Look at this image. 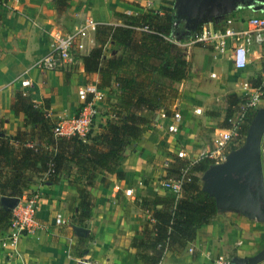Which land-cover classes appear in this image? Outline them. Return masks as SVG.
Instances as JSON below:
<instances>
[{
	"label": "crops",
	"instance_id": "obj_1",
	"mask_svg": "<svg viewBox=\"0 0 264 264\" xmlns=\"http://www.w3.org/2000/svg\"><path fill=\"white\" fill-rule=\"evenodd\" d=\"M54 1L6 0L0 4V135L13 137L18 129L28 133L32 129L31 126H24L22 117L11 109L14 100L12 91L16 84L20 86L22 77L29 78L34 84L31 97L33 102L38 106L48 102V108L44 109V112L53 119L74 115L80 106L78 88L82 84L97 80V75H87L81 64L78 65L76 73L71 72L73 74L61 70L40 73L31 68L35 59L48 51L47 33L52 26L69 27L82 15L92 16L101 23L116 25L121 22L119 13L159 11L161 5V0H70L66 10L57 13ZM262 6L261 3L251 13H261ZM222 9L215 5L197 14H218ZM182 12H178L181 18ZM57 17L59 22L55 21ZM210 26L212 21L208 18L202 27L190 25L187 33ZM109 45L119 48L121 53L119 55L107 52L103 55L105 58H118L126 53V50L116 44ZM204 51L211 57V61L217 59L201 46L193 47L184 53V58L191 64L190 77L182 82L172 83L179 87L182 93L181 102L184 96L181 84L193 80L194 76H191L194 71L199 69L200 72L206 73L214 70V61L208 60ZM260 67L258 53L255 52L245 69L240 72L250 71L254 81H257L255 76L260 72ZM31 71L34 81L33 77L28 75ZM43 81L47 83V87L40 85ZM102 90L108 93L107 89ZM113 96L114 101L110 103L117 100V96ZM142 113L148 117L153 114L160 124H152L154 129L149 130L140 140L127 145L117 163V170L124 173L123 178L110 176L109 184L104 186L98 177L94 186L89 188L94 204L89 211V218L83 219V225L69 224L60 231L58 227L64 223L55 225L54 222L56 213H61L65 222H68V216L64 213L72 210H75L74 214L79 220V198L73 185L64 179L57 184H51L44 180L45 176L41 173L28 175L29 182L23 192L37 190L40 193L37 216L45 227L32 234L23 235L14 242L1 240L0 234V264H145L136 258L137 250L131 247V240L133 237H141L145 220L150 214L135 206L133 201L135 198L157 194L172 196L160 186L161 183H157V179L152 178L161 176L162 170L154 163L149 164V161L154 155L163 160L169 151L174 150L169 144L162 143L159 135L164 133L169 137L174 136L167 135L164 124H161V118L164 117L162 111L143 110ZM213 118L207 116V124L204 125L213 127ZM190 119L193 121L197 117L191 115ZM99 125L101 124H95L94 130H97ZM192 125L187 126L189 128ZM33 129L35 130V127ZM35 135V141L41 143L37 133ZM190 135L189 129L183 131L182 142H188ZM261 147L263 154L264 135ZM126 189H131L130 195L125 194ZM243 216L237 212H217L207 224L197 230L195 239L186 245L180 255L166 252L159 264H213L218 257L230 260L234 256L248 257L256 254L261 250L260 237H264V230L260 233L254 232L253 221L264 222ZM77 227L85 228L86 233L77 235ZM260 264H264V261Z\"/></svg>",
	"mask_w": 264,
	"mask_h": 264
},
{
	"label": "trees",
	"instance_id": "obj_2",
	"mask_svg": "<svg viewBox=\"0 0 264 264\" xmlns=\"http://www.w3.org/2000/svg\"><path fill=\"white\" fill-rule=\"evenodd\" d=\"M5 1L0 0V4ZM69 1L55 0L57 13L65 11ZM173 5L171 0H161L159 11L119 13V24H98L95 45L81 56V65L87 75H97L93 83L98 88L107 89L117 100L110 104V117L97 130L84 136L55 137L52 129L56 119L44 112L48 102L38 106L23 90L14 92L11 109L22 117L24 126L32 129L29 133L18 129L13 137L0 135V197L20 196L28 185V175L41 173L51 184L64 179L73 185L79 198V220L89 218L94 204L89 188L98 177L104 186L109 184L110 176L123 178L124 173L117 170L123 151L150 129L151 118L142 111H162L164 117H171L181 98V91L172 83L190 77L191 64L184 58V48L167 39L175 28L181 30L185 24ZM108 43L120 46L126 53L105 58ZM228 99L230 106L243 101V97L236 96ZM232 111L226 114L223 127L230 125ZM252 117L253 114L246 116L241 133ZM36 133L42 144L35 141ZM242 137L235 138L231 149L243 144ZM262 161L264 170V153ZM213 163L205 157L190 165L191 179L183 184L181 197L157 194L134 199L135 206L150 214L141 237L131 240L138 260L159 264L166 252L180 255L195 239L197 230L217 213L214 199L201 189L198 174ZM10 216L11 211L0 203V234L9 225Z\"/></svg>",
	"mask_w": 264,
	"mask_h": 264
},
{
	"label": "built area",
	"instance_id": "obj_3",
	"mask_svg": "<svg viewBox=\"0 0 264 264\" xmlns=\"http://www.w3.org/2000/svg\"><path fill=\"white\" fill-rule=\"evenodd\" d=\"M129 14L130 11H127ZM100 22L89 15H82L69 27H58L49 36L48 51L35 59L31 68L40 73L49 71L73 72L81 64V56L86 54L95 42V32ZM235 23V24H234ZM172 43L189 50L196 46L206 48L213 56L218 58L226 54L234 70L242 71L250 62V58L256 52L260 60V72L256 74L258 84L253 85L248 80L242 82L244 89L243 101L239 103L242 110L238 111V117L243 115L245 109L256 111L262 107L264 100V3L261 13L250 15L243 20L235 21L232 25L217 29L213 26L203 27L199 31L192 32L188 37L173 30L167 38ZM215 72L211 77H215ZM29 78H22L19 85L22 88L31 86ZM105 93L94 83H87L77 90L80 102L78 111L71 116L60 118L55 123L52 132L57 136L78 135L84 136L94 129L95 118L98 115L97 103L103 100ZM196 114L201 112L195 108ZM167 135L175 136L182 128V116L179 111L164 124ZM239 124L232 122L229 128L218 130L214 138V149L206 156L214 163L225 159L223 149L237 134ZM193 162L183 150H171L162 163V175L160 183L163 189L171 193L175 198L181 197L183 184L191 179L190 165ZM131 189H126L125 194L130 195ZM40 193L37 190L24 191L17 196V203L10 210L9 225L3 233L1 240L14 242L23 235L32 234L41 230L45 225L37 216ZM55 225L65 223L61 213L55 214ZM229 260L218 257L213 264H227Z\"/></svg>",
	"mask_w": 264,
	"mask_h": 264
},
{
	"label": "rangeland",
	"instance_id": "obj_4",
	"mask_svg": "<svg viewBox=\"0 0 264 264\" xmlns=\"http://www.w3.org/2000/svg\"><path fill=\"white\" fill-rule=\"evenodd\" d=\"M171 1L174 4L173 6H176V8L178 9V12L180 11L182 12L181 10L182 6L187 2L186 0H171ZM260 4L261 2H259L258 0H246V1L238 3L237 5L231 7L230 9H222V11H220L218 14H214L210 12V13H206L205 15H199L196 13L193 16H190L188 14V9L185 8V11L182 12L183 15H181L185 21V24L183 28H181V31L182 33H184L185 37H188L189 35L187 32L189 30L190 25L196 24L197 26L202 27L208 18L211 19L212 26L217 29L226 27L228 25H232V22L239 21L250 15L256 14V13H251V12L254 8L258 7ZM120 20H122L121 17H120ZM55 21L59 22L58 17L55 18ZM58 27L60 26L59 25L52 26L49 29L47 36L49 37L50 33L53 30L57 29ZM94 45L95 44H93L92 47ZM186 51H189V50H186ZM107 52L109 54L116 53L120 55L121 50L115 46L109 45L108 43L105 46L104 55L107 54ZM204 53L206 54V57L208 58V60L211 61V57H209L208 53L205 51ZM211 62H213L212 67L214 70L211 69L212 71L211 70L208 71V68H209L208 67L206 70L208 72L203 73V72H200L198 69L194 71V73H192L191 78H193L194 76L193 80L185 81L181 84L182 92H184V96H182L183 101L181 102V98H180L177 104L173 107V110L174 112L179 111L182 116V127H183L182 131L179 132V134L177 136L175 135L174 137L166 136V134L164 133L159 135L162 143L169 144V146H172L174 150L177 149V150L185 151L186 155L189 157V159L193 163L199 161L202 158H205L208 155V153L214 149L213 140L218 134V130L223 129V128H229L232 122L239 124L240 128L238 129L237 134L233 135L232 139L226 144L225 148L223 149L225 155L229 151L233 150L231 148L233 147V144H235V140H237L235 138H238L241 134L243 135L242 138L244 142L247 129L243 131L242 133L240 131L243 129L245 118L246 116H248V114L254 115L256 112L252 109H245L243 112V115L242 116L240 115V117H238V113H239L238 111L242 110L240 105L235 104V105L230 106L228 102L229 96H236L239 98L244 96L243 95L244 89L242 86V82L245 79H247L249 82H253V83L257 82V81H254L255 79H253V74H251L250 71H247V70L245 72L234 70L231 67V63L228 60L226 54H222L216 60L212 59ZM74 71L73 73H76V70ZM213 72H216L217 75L215 77L209 76ZM30 73H28V75L33 77L32 71ZM73 73L70 72V74H73ZM32 79L34 81V77ZM41 84H42V87H47L46 82L44 81L40 82V85ZM33 88H34L33 83L31 84L30 87L26 89L16 84V87H14L12 92H15L16 90L21 89L24 92L28 93L30 97H32ZM110 101H114L113 94L109 95L108 93L107 94L105 93L103 100L97 103L98 115L95 118L94 124H102L106 119L110 117V104H111ZM260 104L262 105V107H264V100L261 101ZM195 108H201V113L195 114L193 111ZM229 109L233 110L231 117L228 121L230 125H224L223 127L222 124L225 122V117ZM191 115L196 116L197 119L192 121L190 119ZM207 116L214 117L213 127L209 125H204V124H207L206 123ZM150 117H152V119H151V123L149 126L150 127L149 130H152L154 129V125L152 126V124H158V123L160 124V122H158L159 120L154 119L153 114L152 115L150 114ZM169 118L162 117L161 124H166ZM59 119L60 118H56V122H58ZM188 124H193V125L188 128L187 126ZM187 129H189V132L191 133L189 141L187 142L184 140L182 142L181 133L183 131L186 132ZM152 163H154V165H156L159 170L160 169L162 170L163 160L157 158L154 155L153 159L149 161V164H152ZM198 174L199 176H201V173H198ZM155 177H152V178H154V180L157 179V183L160 184V176L156 178ZM145 182L147 183V181ZM200 183H201V180H200ZM74 212L75 210H72L69 213H64L66 216H68L67 217L68 222L66 221L63 225L58 227L60 231H63L64 228H66L69 224L70 225H74V224L83 225L82 221L76 218V215L74 214ZM226 214H228V212H226ZM240 216L242 215L240 214ZM52 220H53V216H52ZM256 222L257 221H253V224L255 225L254 232L260 233L261 231L264 230V223H256ZM260 240H261V249H262L264 247V237H260Z\"/></svg>",
	"mask_w": 264,
	"mask_h": 264
},
{
	"label": "water",
	"instance_id": "obj_5",
	"mask_svg": "<svg viewBox=\"0 0 264 264\" xmlns=\"http://www.w3.org/2000/svg\"><path fill=\"white\" fill-rule=\"evenodd\" d=\"M186 1L182 11L187 8L190 16L215 5L230 9L236 3V0ZM258 1L264 3V0ZM178 32L184 36L182 31ZM263 135L264 107H260L249 122L243 144L229 151L222 162L211 164L201 173V189L214 199L217 212H237L264 222V170L261 147ZM17 199L1 196L0 203L5 209L11 210ZM75 233L84 234L86 230L77 227ZM263 261L264 247L252 256H234L227 264H260Z\"/></svg>",
	"mask_w": 264,
	"mask_h": 264
},
{
	"label": "flooded vegetation",
	"instance_id": "obj_6",
	"mask_svg": "<svg viewBox=\"0 0 264 264\" xmlns=\"http://www.w3.org/2000/svg\"><path fill=\"white\" fill-rule=\"evenodd\" d=\"M243 1H246V0H236L235 5H237L238 3L243 2ZM262 4H263V3H262Z\"/></svg>",
	"mask_w": 264,
	"mask_h": 264
}]
</instances>
